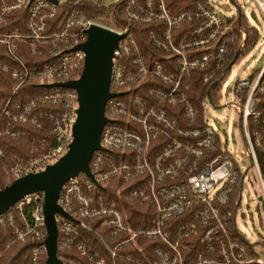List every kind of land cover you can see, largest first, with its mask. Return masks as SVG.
I'll return each instance as SVG.
<instances>
[{
  "label": "built area",
  "instance_id": "1",
  "mask_svg": "<svg viewBox=\"0 0 264 264\" xmlns=\"http://www.w3.org/2000/svg\"><path fill=\"white\" fill-rule=\"evenodd\" d=\"M93 1L121 2L122 13L90 17L83 0H0V77L12 82L0 103L3 175L14 180L41 171L67 152L77 93L51 84L78 78L85 54L71 48L86 40L92 25L108 29L120 35L109 83L116 95L105 104L108 121L103 149L89 162L92 177L80 172L61 186L57 204L72 218L54 216L57 250L78 258L58 251L57 257L62 264H264V239L250 240L236 226L244 182L252 179L264 202L257 154L264 159V104L258 108L264 57L249 76L222 86L231 63L248 51L239 20L253 26L239 7L224 16L210 0H190L177 12L164 0ZM253 2L264 16V0ZM194 80L203 87L198 106L189 100ZM28 82L41 89L17 98ZM205 103L237 113L247 165L230 155L222 132L208 123ZM3 136L23 144L28 155L6 153ZM43 205L44 193L36 191L0 215V257L29 239L25 259L45 263Z\"/></svg>",
  "mask_w": 264,
  "mask_h": 264
},
{
  "label": "water",
  "instance_id": "2",
  "mask_svg": "<svg viewBox=\"0 0 264 264\" xmlns=\"http://www.w3.org/2000/svg\"><path fill=\"white\" fill-rule=\"evenodd\" d=\"M119 37L120 35L108 29L92 25L87 31L86 40L71 48V50L79 48L85 54L79 77L51 84L72 88L77 93L79 105L69 149L43 170L18 177L0 189V215L25 195L36 191L44 193L43 213L47 231L44 240L47 257L44 264H62L57 257V226L54 216L59 213L68 218L72 217L62 211L57 204L61 186L80 172L92 177L90 159L96 150L103 149L100 135L108 121L105 116V104L110 97L116 95L110 91L109 83L113 50ZM235 57L236 53L229 63Z\"/></svg>",
  "mask_w": 264,
  "mask_h": 264
},
{
  "label": "rangeland",
  "instance_id": "3",
  "mask_svg": "<svg viewBox=\"0 0 264 264\" xmlns=\"http://www.w3.org/2000/svg\"><path fill=\"white\" fill-rule=\"evenodd\" d=\"M116 1L104 0L107 4ZM210 1L214 10L224 16L235 14L239 7L242 17L257 30L258 34L254 45L246 53L238 55L231 63L222 82V86L225 88L231 85L236 77H247L260 65L264 57V16L253 0ZM102 22L112 24L109 20ZM224 96L229 100V94ZM204 108L208 123L216 131L222 132L230 155L236 161L247 165L245 155L240 154V150H244V144L237 124V113L231 107H213L208 103L204 104ZM247 175L252 178V168H248ZM236 226L250 240L264 239V202L257 184L252 179L250 182H244L241 186Z\"/></svg>",
  "mask_w": 264,
  "mask_h": 264
},
{
  "label": "trees",
  "instance_id": "4",
  "mask_svg": "<svg viewBox=\"0 0 264 264\" xmlns=\"http://www.w3.org/2000/svg\"><path fill=\"white\" fill-rule=\"evenodd\" d=\"M164 3H165V6L168 9H170L172 12H177L180 9L191 5L190 0H164ZM81 8L86 13V15L90 17H97L100 15L108 16L110 15V12H113V11L119 13L120 15L122 13V3L121 2H118L115 4H109L105 6V5L100 4V2L97 3L93 0H83L81 4ZM239 21L243 24L245 28L246 38H245L244 49L245 51H247L256 42L258 34L255 28L247 27L245 21L242 18ZM118 23L124 24V21L121 19L120 22L118 20ZM131 28L136 29V26L132 25ZM146 28L147 26L140 27L142 31L145 30ZM140 42L142 45L145 46V48H147L149 45V42L147 38H145L144 35H142ZM11 84L12 82L10 81V79H8L7 76L3 75L0 77V103L1 104L5 100V98L8 96ZM41 86L42 85L34 83V82H28L21 87L17 95V98L23 99L28 94H32L36 91H39L41 89L40 88ZM202 95H203V87L198 83L197 80L192 81V83L189 85V100L191 101V103L195 106H198L196 98L197 96L201 97ZM258 97H259L258 108L261 109L262 105L264 104V93L260 94ZM34 133L37 135L42 134V132L39 130H34ZM1 145L6 153L28 155L26 148L23 144L10 140L7 137H4V136L2 137ZM257 154L259 158V166H260L261 173L264 179L263 154L261 153L260 150H257ZM11 181L12 179H9L3 175L2 169H1V161H0V189H2L5 185L9 184ZM125 197H126L127 203L129 205H133L134 202L133 200L129 199V197H127L126 191H125ZM92 238L94 239L95 242L97 241V238L95 235H92ZM31 244L32 242L29 239L14 243L12 246L6 249L4 253L1 255L0 264H30L29 261L26 260L24 256H25V253L27 252V249L29 248ZM57 251L58 253L62 252L64 254V257L73 256L75 258H78L77 254L74 252L68 253V252L60 250L59 248ZM121 264H131V263L124 261V262H121Z\"/></svg>",
  "mask_w": 264,
  "mask_h": 264
}]
</instances>
